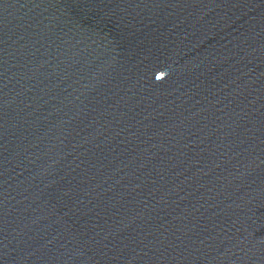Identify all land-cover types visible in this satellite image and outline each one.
<instances>
[{"label":"water","instance_id":"1","mask_svg":"<svg viewBox=\"0 0 264 264\" xmlns=\"http://www.w3.org/2000/svg\"><path fill=\"white\" fill-rule=\"evenodd\" d=\"M264 172V0H0V264H174Z\"/></svg>","mask_w":264,"mask_h":264}]
</instances>
